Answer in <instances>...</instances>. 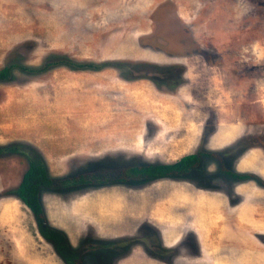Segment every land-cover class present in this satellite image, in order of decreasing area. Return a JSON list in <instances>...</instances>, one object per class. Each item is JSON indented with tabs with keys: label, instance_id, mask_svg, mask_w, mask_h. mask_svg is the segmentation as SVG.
<instances>
[{
	"label": "rangeland",
	"instance_id": "374dc122",
	"mask_svg": "<svg viewBox=\"0 0 264 264\" xmlns=\"http://www.w3.org/2000/svg\"><path fill=\"white\" fill-rule=\"evenodd\" d=\"M6 66L0 264H67L15 191L35 156L61 179L231 150L264 180V0H0ZM41 201L83 264H264V186L215 157Z\"/></svg>",
	"mask_w": 264,
	"mask_h": 264
},
{
	"label": "trees",
	"instance_id": "16d2710c",
	"mask_svg": "<svg viewBox=\"0 0 264 264\" xmlns=\"http://www.w3.org/2000/svg\"><path fill=\"white\" fill-rule=\"evenodd\" d=\"M62 62V61H61ZM63 62H66L65 60ZM11 66H14L13 64ZM11 66H6L0 71V78L7 79L10 76ZM80 66H92L91 64H80ZM33 71V70H32ZM250 145V144H247ZM246 145V146H247ZM6 148L0 146V153ZM12 152L18 150V145L7 148ZM231 150L205 151L199 150L182 156L172 163H156L145 165H128L119 168H102L98 173L82 172L76 176H67L61 179L49 175L43 160L35 156L30 160L28 169L15 189L22 201L32 210L37 217L40 230L43 236L54 244L57 253L67 262V264H83L80 259V250L72 248L68 242L66 234L54 227L45 224V212L41 201V191L44 188H61L77 183H97L114 184L125 182L129 179H155L162 177L183 176L198 167L204 157L218 158L222 166V171L238 180L253 178L264 186V180L255 173H237L228 168L225 157L232 154Z\"/></svg>",
	"mask_w": 264,
	"mask_h": 264
}]
</instances>
